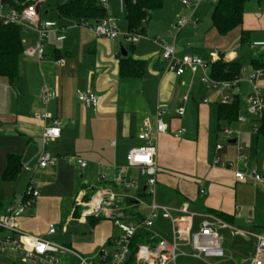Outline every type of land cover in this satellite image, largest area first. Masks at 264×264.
Returning a JSON list of instances; mask_svg holds the SVG:
<instances>
[{
  "label": "crops",
  "instance_id": "1",
  "mask_svg": "<svg viewBox=\"0 0 264 264\" xmlns=\"http://www.w3.org/2000/svg\"><path fill=\"white\" fill-rule=\"evenodd\" d=\"M69 1L66 0L65 3ZM188 1L194 4L195 0ZM182 2L183 0L166 1L164 7L156 12L169 7L158 17L152 31L149 32L144 24L147 39L137 44L130 42L127 49L121 42L120 50L115 45L119 38L112 41L96 37L88 30L78 27V21L60 18L56 10L59 5L54 9H46L48 19L41 20L56 21L66 27V39L58 42L57 33H52L45 43L42 61L27 53L36 46L37 34L24 30V52L18 79L10 82L0 77V214H5L9 207L24 201L29 184L40 193L33 200L32 207L17 220L19 231L52 241L58 234V229L55 226L57 230L52 236H48L47 231L50 225L62 220L64 207L75 202L70 216L87 220L88 218L81 217L85 207L80 203L90 201L101 190L113 191L120 198L121 205L127 208L126 218L129 217L128 214H135L134 212L136 214L132 216L133 221L144 217L145 214L138 208L141 206L139 200L118 192L121 187L116 185L115 178L119 169L127 166V151L143 144L138 138L143 122L147 118L154 122L156 108L163 104L168 109L165 117L168 133L159 136L157 146L160 174L156 193L160 192L159 206L178 210L187 204L196 214L194 228L196 218L200 219L199 227L206 219L205 216L224 221L214 214L217 213L227 217L230 222H224L229 225L236 219H245V223L252 227V230H248L249 233L264 234V187L251 180L239 182L234 176L236 170L242 169L237 163L239 146L244 148L250 167L264 176V134L253 131L258 125L250 117L247 123L237 121L232 125L219 126L217 108L223 103V92L203 85L200 72L192 75L190 71H186L181 77L165 73L166 61L162 57V50L152 43L158 37L166 39L175 44L176 55L180 58L189 55L210 61L215 56L219 58L218 61L240 63L243 73H240L237 89L230 94L233 98H238L240 116H244L248 98L253 93L250 76L255 71L264 73V49L253 47V43L264 41V0L247 2L242 25L227 36H220L212 27L211 15L218 0H202L194 17L196 27L178 30L176 23L179 17L192 12V6H184ZM205 2L204 7L208 8L206 17H209L210 23L206 20V24L202 26L199 10ZM41 5L42 3L39 11ZM105 9L106 17L114 22L120 16L116 0H109ZM187 28L194 35L189 31L183 34ZM152 33L156 34L153 38ZM123 51L127 56L145 62L142 79L120 78L119 62L124 57ZM256 84L264 97V75ZM44 86L54 93L47 104L40 100ZM78 92H91L98 96V108H85L78 100ZM180 108L185 110L182 117L177 113ZM43 113L51 116L46 123L37 119ZM54 120L60 123L61 137L45 147L44 127ZM226 127L240 132V136L226 138L223 133ZM181 129L185 133L176 137ZM226 139L231 146L224 143ZM231 140L237 142L232 144ZM219 144L223 145L220 151L216 149ZM45 149L56 157L79 156L88 165L81 170L76 164H66L59 160L49 168H39L37 164ZM10 155L20 157L21 170L16 181L4 182L2 175ZM216 159L225 161L226 166L216 164ZM98 163L103 166L99 168ZM229 163L233 164V168ZM100 172L106 175L105 181L100 180ZM128 175L139 180L141 187L135 191L140 196H148L142 193L147 176L140 175L137 168H130ZM202 189L205 190V195L200 197ZM131 201H137L138 204ZM81 208L83 211L80 212ZM146 209L148 214V207ZM102 218L104 220L97 225H91L96 230L99 229L100 235L94 245H87L77 239L56 244L79 255L95 257L101 242L113 237L101 229L104 221L111 220ZM162 219L171 225L163 215ZM168 236L173 237L172 225ZM63 255L69 254H61ZM12 263L15 264L13 260L6 261V264ZM69 263L72 262L68 261L67 264Z\"/></svg>",
  "mask_w": 264,
  "mask_h": 264
},
{
  "label": "built area",
  "instance_id": "2",
  "mask_svg": "<svg viewBox=\"0 0 264 264\" xmlns=\"http://www.w3.org/2000/svg\"><path fill=\"white\" fill-rule=\"evenodd\" d=\"M100 4L106 8L109 0H99ZM118 11L120 14L126 13L127 0H116ZM202 0H195L191 4L188 0H183L184 6H192V12L189 15H182L176 23L178 30L186 27H196L195 14ZM41 2L32 1L21 11L15 9L4 10L0 7V27L15 25L20 26L24 30L34 31L38 36V42L34 48L27 51L31 57H36L42 61L45 56V43L49 40L52 33H57V41L62 42L66 39V27L56 21H42L40 18L39 6ZM1 6V0H0ZM6 11V12H5ZM147 18L143 20V24L147 23ZM80 28L86 29L93 33L96 37L108 40H117L122 34L115 22L106 17L97 23L76 22ZM132 44H137L147 37L144 33L128 32L125 35ZM152 43L159 46L162 50V57L166 61L165 73H173L178 77L190 71L192 75L201 73V83L209 88L220 89L222 101L224 104L232 100V92H235L239 84V78L232 82H217L210 77V65L217 62L219 58L213 56L210 61H205L198 56L177 57L175 44L169 43L166 39L155 38ZM254 48L264 49V41L253 43ZM243 70H241V74ZM240 74V75H241ZM263 71H255L250 76L249 82L253 86V93L248 98V106L246 115L239 116V123H247L250 117L258 126L253 128L255 133H259V122L264 119V97L257 80L263 77ZM78 100L85 108H93L96 110L100 102V98L91 92H78ZM54 93L46 86L43 87L40 100L47 104ZM187 100V98H186ZM208 103V100L204 101ZM178 115L182 117L185 113L184 108L178 110ZM168 115L166 105L159 104L154 115V122L150 118L145 119L143 128L138 135L141 146L132 147L127 151L125 157L127 166L119 169V174L115 178L116 185L123 188L125 192L130 190H139V180L132 179L128 175L130 168H137L140 175L147 176L146 186L142 193L153 199L152 205L148 207L149 213L142 218L132 220V216L136 214H128L126 218L125 211L127 208L119 209L116 204L121 205L120 198L113 192L108 190L98 191L95 196L88 202H81L80 205L85 207L82 212V218L89 217H105L113 222L118 228L121 235L119 237H111L101 242L95 257H85L79 255L69 248L56 244L43 236H29L17 227V220L32 207L33 200L40 196L31 184L28 185L25 192V199L18 205L11 206L5 214H0V252L7 254L9 252L17 253L21 257L23 264H63L61 254H69L75 258L76 262L69 264H127L131 255L134 253V264H177L181 257L193 256L197 259L206 258L216 259L217 264H224L225 250L223 242L217 232L218 229H231L233 234L240 235L244 238H255L254 255L242 261L241 264H264V234H252L245 231L234 230L231 225L217 219L215 217L205 216V220L201 222L199 233H194L195 213L185 204L178 210L160 207L155 203V195L157 188V179L160 169L157 163V146L160 135L168 133V126L165 117ZM51 116L43 113L37 116V119L46 123ZM185 133L184 129L177 132L176 137H180ZM223 133L228 139L239 137L240 132L235 131L232 127L223 129ZM61 137V127L58 120H54L50 125H45L43 133V143L47 147L50 143L57 141ZM115 144V143H113ZM218 151L223 149V145H217ZM59 160L66 164H76L81 170H84L88 162L76 155H66L56 157L50 151L45 149L38 161L37 167L45 169L55 165ZM216 164L225 167L226 162L221 159L215 160ZM237 163L242 169L236 170L234 176L239 182L251 180L256 185L264 187V176H262L255 168L250 167V163L244 154V148L238 147ZM99 168L103 166L98 163ZM233 168V164L229 163ZM101 181L107 179L102 172L99 173ZM205 195V190H200V197ZM162 212L163 218L169 220L172 225V242H167L163 238L153 236L150 228L153 222L158 218V212ZM133 214V215H132ZM239 217H241L239 213ZM55 225H50L47 231L48 236L56 233ZM144 234L145 239L137 245L134 252L132 249V241L138 234ZM191 248L195 255L186 254L182 248ZM229 260H232L230 258ZM14 264V263H12Z\"/></svg>",
  "mask_w": 264,
  "mask_h": 264
},
{
  "label": "trees",
  "instance_id": "3",
  "mask_svg": "<svg viewBox=\"0 0 264 264\" xmlns=\"http://www.w3.org/2000/svg\"><path fill=\"white\" fill-rule=\"evenodd\" d=\"M166 1L170 0H127L125 20L129 32L144 33L143 20L150 21L154 12L162 9ZM251 0H218L211 15L212 27L220 36H227L243 23L244 6ZM32 0H1L4 10L15 9L21 11L31 4ZM57 12L60 18L72 19L78 22L97 23L107 15L106 9L99 0H70L59 5ZM24 29L20 26L9 25L0 27V77L14 82L20 75V61L24 47L22 34ZM132 47H134L132 45ZM145 62L132 57H122L119 62V76L122 79H142L144 77ZM242 66L240 63H226L223 60L210 65V77L217 82H232L240 77ZM241 114V106L237 97L230 103H220L217 108V122L232 125L237 123ZM259 133L264 134V119L259 122ZM21 170L20 157L10 155L7 167L2 175L4 182H14ZM89 197L87 198V200ZM224 221L230 222L227 217L214 213ZM104 219L102 217H89L90 224L95 226ZM144 234H138L132 241V249L145 239ZM134 253L127 264H134Z\"/></svg>",
  "mask_w": 264,
  "mask_h": 264
},
{
  "label": "rangeland",
  "instance_id": "4",
  "mask_svg": "<svg viewBox=\"0 0 264 264\" xmlns=\"http://www.w3.org/2000/svg\"><path fill=\"white\" fill-rule=\"evenodd\" d=\"M32 1L42 3L41 9H40V16L42 20L48 19V16L45 15L46 9H49L50 7L54 9L57 5H62V4H65L66 2V0H32ZM206 3L207 2H205V4L203 3V6L199 10V13H200L199 17H201L200 20H201L202 26L206 24V20L207 22L210 23L209 17H206L207 16L206 9H208L204 7ZM168 7L169 6H167L163 11H167ZM163 11L154 13L151 20L147 24H145L149 32L152 31L151 29L152 27H154V23L157 21L158 17L164 13ZM172 18L173 17H171V20ZM115 22L117 24L119 31L122 34L117 40V43L115 45H117V47L120 50L121 46L119 45V43L121 42L124 48L127 49L128 44L130 43V40L125 37V35L129 32L127 29V22L125 21V17H123L120 14V16H118V19ZM187 31H189V28H187L183 34H185ZM189 32L194 35V32H191V31ZM153 35H156V34L152 33V38L154 37ZM243 49H247V48L243 47ZM250 53H253V51H250ZM227 141L228 139H226L224 143L227 146H231L228 144ZM33 173H34V170L31 171L30 175L32 176ZM118 192L122 193L123 195L129 198L139 200V202L141 203V206L138 207L139 211L145 215L147 214L146 208L152 205V199L149 196H140V193H137L138 191L136 192L135 190H130L128 192H125L123 188H120ZM156 204L158 206L160 205V192L159 191H157L156 193ZM74 205H75V202L73 203L71 202V204H68L67 206H65L63 209L62 220L59 223H53L58 229V234L52 238V241L54 243L56 242L59 243L60 241H63L64 243V240L71 241L72 239H77L80 242L81 241L85 242L87 245H94V242L100 236L99 229L96 230L95 227L91 226L89 218L87 220H80L78 218L70 216L71 210L74 207ZM116 206L119 209L124 208V205L116 204ZM81 211H83V208L80 209V212ZM161 213L158 212V218L157 220L153 222V226L149 230L153 236H159L163 238L164 240H166L167 242H172V237L168 236V234H170L171 232V225L162 219ZM244 215L243 217L245 218ZM236 217H238V214ZM245 221H246L245 219L244 220L236 219V221L231 225V227L234 230L250 232L248 230H252L251 229L252 227L246 224ZM199 223H200V219L196 218L194 233H199L200 231ZM101 229L102 231L108 232V234H112L116 238L121 235L120 231L118 230L117 227L113 225L112 221L111 222L104 221ZM217 232L223 242V247L225 250L224 264H241L242 261H245L254 255L255 238H252V237L244 238L240 235L233 234L231 229L230 230L229 229H218ZM1 234L2 233L0 232V235ZM182 250L186 254L195 255V252H193L191 248L185 247V248H182ZM61 257H62L61 259H62L63 264H67L68 261L76 262L75 258L69 255H63ZM85 257H92V256H85ZM230 258H232V260H229ZM7 260H13L15 264H23L21 262V257L17 253L9 252L5 255L0 254V264H6ZM218 262L219 261L216 259L206 258L205 256L202 259H197L193 256H187V257L185 256V257L179 258L177 264H217Z\"/></svg>",
  "mask_w": 264,
  "mask_h": 264
},
{
  "label": "water",
  "instance_id": "5",
  "mask_svg": "<svg viewBox=\"0 0 264 264\" xmlns=\"http://www.w3.org/2000/svg\"><path fill=\"white\" fill-rule=\"evenodd\" d=\"M0 7H1V9L3 8V5H2V3H1V6H0ZM122 54H123V56H124V57H126V56H127V53H126L125 51H123V53H122ZM236 142H237L236 140H231V141H230V143H232V144H235ZM131 203H133V204H138V202H137V201H131Z\"/></svg>",
  "mask_w": 264,
  "mask_h": 264
}]
</instances>
